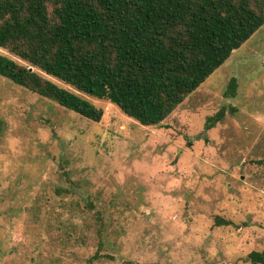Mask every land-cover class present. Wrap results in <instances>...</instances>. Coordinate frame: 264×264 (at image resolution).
Instances as JSON below:
<instances>
[{
    "label": "rangeland",
    "instance_id": "374dc122",
    "mask_svg": "<svg viewBox=\"0 0 264 264\" xmlns=\"http://www.w3.org/2000/svg\"><path fill=\"white\" fill-rule=\"evenodd\" d=\"M0 54L103 111L92 121L0 75V264H260L264 24L155 126Z\"/></svg>",
    "mask_w": 264,
    "mask_h": 264
},
{
    "label": "trees",
    "instance_id": "16d2710c",
    "mask_svg": "<svg viewBox=\"0 0 264 264\" xmlns=\"http://www.w3.org/2000/svg\"><path fill=\"white\" fill-rule=\"evenodd\" d=\"M263 24L264 0H0V47L150 126ZM0 75L92 121L102 117L81 94L3 54ZM235 86L231 78L225 93L234 96ZM248 258L264 264V249Z\"/></svg>",
    "mask_w": 264,
    "mask_h": 264
},
{
    "label": "water",
    "instance_id": "95a60500",
    "mask_svg": "<svg viewBox=\"0 0 264 264\" xmlns=\"http://www.w3.org/2000/svg\"><path fill=\"white\" fill-rule=\"evenodd\" d=\"M30 69H32V68L30 67Z\"/></svg>",
    "mask_w": 264,
    "mask_h": 264
}]
</instances>
